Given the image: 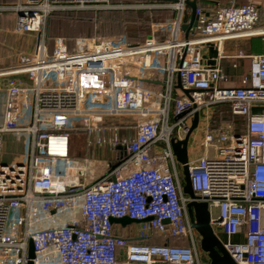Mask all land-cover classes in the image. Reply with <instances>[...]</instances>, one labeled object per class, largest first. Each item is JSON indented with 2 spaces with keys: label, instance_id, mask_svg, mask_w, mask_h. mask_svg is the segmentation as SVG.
<instances>
[{
  "label": "built area",
  "instance_id": "built-area-1",
  "mask_svg": "<svg viewBox=\"0 0 264 264\" xmlns=\"http://www.w3.org/2000/svg\"><path fill=\"white\" fill-rule=\"evenodd\" d=\"M187 1L194 0L163 1L177 11L165 42L155 35L142 45L81 38L71 48L57 38L52 51L46 23L53 13L133 7L112 0H17L0 6V12L16 16V34L37 40L31 55L0 69L6 93L0 119V264H28L31 243L33 264H202L172 140L174 134L175 141L185 139L196 114L224 106L229 124L218 131L207 125L198 143L202 154L189 156L192 189L210 212L218 210V225L228 237L244 235V242L224 245L234 262L264 264V54L240 52L239 58L250 60V71L239 86H228L219 67L203 65L199 50L264 38V23L253 0L242 6L233 0L212 12L197 7V27L186 39ZM154 69L166 75L163 92L139 79ZM176 77L189 96L183 91L175 97ZM104 92L108 106L84 107L88 94ZM116 117L138 122L133 138H121L106 124ZM234 118L243 120L241 131ZM71 131L87 135L89 147H103L115 131L112 142L125 150L122 163L88 183L91 166L72 157ZM10 137L24 145L18 159L7 158ZM123 218L141 222L140 233L133 224L118 230L112 220ZM155 236L189 245L149 243Z\"/></svg>",
  "mask_w": 264,
  "mask_h": 264
},
{
  "label": "crops",
  "instance_id": "crops-1",
  "mask_svg": "<svg viewBox=\"0 0 264 264\" xmlns=\"http://www.w3.org/2000/svg\"><path fill=\"white\" fill-rule=\"evenodd\" d=\"M195 1V0H194ZM233 0H197L198 7L204 8L209 11H215L220 7H227L231 5ZM17 0L13 1L11 4H15ZM249 0H235L236 5L242 6L247 4ZM255 6L259 9L261 14V21L264 23V0H253ZM190 9L188 15L186 17V23L190 22ZM8 16V15H7ZM16 25V16H3L0 15V68L12 67L18 64L19 60L26 55H31L36 47L37 40L36 37H32V35H27L26 42L23 43V46L18 45L16 33L14 32ZM185 37V32H184ZM51 45L50 39H48V48ZM34 48V49H33ZM54 48V44H53ZM202 57V62L204 66L207 67H219L224 75L228 78L226 85L228 86H239L241 83V79L247 75L250 71V60L248 58H239L240 52H243L246 55H255V54H264V38H242L226 41L223 44L222 49H218V45L216 43L205 44L199 47ZM53 49H50L52 51ZM16 63V64H15ZM165 64V61L162 62ZM142 82L146 85L147 88L156 89L163 92L164 83L166 80L165 73L158 71L156 69L145 72L142 76ZM178 79L176 77L174 94L175 97H182L184 95L183 91L178 87ZM3 85L0 84V92L3 91ZM87 99V97H86ZM92 100H96L101 104L98 106L92 107H102L108 106L110 103L109 95L107 93L97 94L95 97L91 98ZM4 109V107H3ZM219 111H215L214 109H206L200 113L198 127L193 131L189 139V156H196L202 154V150L198 147V142L200 141V137L204 134V129L207 125H210L213 130L218 131L220 128H213L212 124H209L210 121H213V115L218 114ZM3 115V110H2ZM171 121L174 122L176 120V109L175 105L171 107ZM125 121L115 122V120L109 121L106 123L107 125H114L116 129H114L121 138L130 137L133 138L136 134V124L134 118H124ZM231 121V120H230ZM114 131V132H115ZM114 132L111 134H107L105 136L108 143H106L103 147H97L92 145L88 146V137L87 135H82L86 138V142L84 144V148L87 152L86 157L81 156L80 152L83 151V147H79L74 150L72 153L73 158L81 163L84 161H88L91 166L90 172V182L97 181L101 179L105 174H108L110 170H113L116 166L122 163V160L125 157V150L123 145L115 146L112 142V137ZM81 136V135H80ZM78 137V136H77ZM84 138V139H85ZM177 138V135H176ZM181 138H185V136H181ZM97 136L93 135L92 140L95 142L97 140ZM184 140V139H183ZM16 154H18L17 158H20L25 152L23 143L17 142ZM20 145V147H19ZM72 151V149H71ZM196 158V157H195ZM179 164V163H178ZM104 165V166H103ZM183 181V180H182ZM185 185V181H183ZM117 229L119 230L120 227ZM219 239L225 245L228 241L233 243H242L245 241L244 235H238L235 237H228L223 231L217 233ZM198 238V237H197ZM160 241V239H158ZM179 243V240H173ZM200 237L198 238V248L200 246ZM187 244V243H184ZM179 245V244H177ZM207 258L208 263L209 259L207 255L203 257ZM202 263V262H201ZM203 264V263H202Z\"/></svg>",
  "mask_w": 264,
  "mask_h": 264
},
{
  "label": "rangeland",
  "instance_id": "rangeland-1",
  "mask_svg": "<svg viewBox=\"0 0 264 264\" xmlns=\"http://www.w3.org/2000/svg\"><path fill=\"white\" fill-rule=\"evenodd\" d=\"M15 0H0V6H9L12 5L11 3ZM113 1V0H112ZM117 2V1H116ZM118 4V3H113ZM126 7H133L128 8L132 9L133 11H145L141 16L132 13H111L107 12L106 14H95V13H82L79 15H57L56 17H52L46 23V36L50 39H57L63 38L68 41H74L81 38H108V39H115V40H124L130 45H142L148 39L149 36L155 35L156 39L160 42H165V40L169 39V35L172 30V24L174 23L175 16L177 11L174 10L169 3L167 2H140V3H131L126 5ZM112 10V9H107ZM117 10H124V9H117ZM152 11V12H151ZM0 15L3 16H11L14 15L11 12H0ZM8 15V16H7ZM189 18L191 17V11L189 14ZM149 19V20H148ZM145 20L149 22V29L147 35L143 36L139 41L135 38H131L127 33H123L124 30H127L131 27H139L142 24H146ZM15 32V29H14ZM26 35L16 34L17 43L20 46H23V43L26 42L27 37ZM32 37H34L32 35ZM51 47L53 49V41H50ZM71 43V42H69ZM135 43V44H133ZM74 43L72 44V46ZM34 49V48H33ZM36 49V47H35ZM34 49V50H35ZM16 64V63H15ZM1 69V68H0ZM3 69V68H2ZM139 79H142L140 77ZM145 87L146 85L142 83ZM87 99L85 100L84 107H92L98 106L101 103L98 101H94L91 99V95L86 96ZM6 103V93L5 91L0 92V119L2 118V110ZM215 111H219L218 114L213 115V121H210L213 128L216 127H226L231 118L230 109L226 106L224 107H214ZM115 122L125 121L126 119L116 117L113 118ZM173 123V122H172ZM236 128H241L240 122L236 123ZM73 136L71 141V154L74 150L78 149L79 147H83L85 144L86 138L82 135L75 134L74 131H71ZM176 135L174 134L173 140H176ZM203 136V135H202ZM85 138V139H84ZM201 140V137H200ZM200 142V141H199ZM198 142V143H199ZM17 141L15 138L10 137L7 143V158H17L18 154H16L17 149ZM20 147V145H19ZM84 148V147H83ZM81 156L86 157L87 152L85 148L82 152H80ZM73 157V156H72ZM196 156H191V159H194ZM104 166V165H103ZM178 168L181 173V178L184 181V174L183 169L178 164ZM88 182V181H87ZM211 216L213 219H217L219 217V212L215 207L211 208ZM122 227V225H119ZM134 232L139 234L142 229V224H133ZM172 244L177 245L179 243L172 241ZM198 253L200 260L203 264H207V258L204 259L203 257L206 255L201 249L200 246L198 248Z\"/></svg>",
  "mask_w": 264,
  "mask_h": 264
},
{
  "label": "water",
  "instance_id": "water-1",
  "mask_svg": "<svg viewBox=\"0 0 264 264\" xmlns=\"http://www.w3.org/2000/svg\"><path fill=\"white\" fill-rule=\"evenodd\" d=\"M142 1H154L163 2L164 0H142ZM187 6L191 10L190 22L183 25L185 37L188 39L191 35L193 28L197 27V0L187 1ZM180 90L189 96L190 91L184 90L181 79L178 77V86ZM200 115L196 114L193 126L190 132L187 134L183 141H172V149L176 156L177 162L183 169L184 174V195L191 199V202L187 205L188 214L190 217L192 228L196 231L198 237H200V249L207 255L210 264H236L229 253L226 251L223 242L217 236V233L221 232L222 229L219 227L220 219L212 221L209 204L206 202H198V198L195 195L189 170V139L193 131L198 127ZM112 222L115 225H129V224H140L141 222L131 220L129 218L113 219ZM168 223V221H166ZM35 258V252L32 243L30 244L29 252V263L33 264L32 260Z\"/></svg>",
  "mask_w": 264,
  "mask_h": 264
},
{
  "label": "trees",
  "instance_id": "trees-1",
  "mask_svg": "<svg viewBox=\"0 0 264 264\" xmlns=\"http://www.w3.org/2000/svg\"><path fill=\"white\" fill-rule=\"evenodd\" d=\"M117 1V2H116ZM113 3H121V4H124V5H129L131 3H140V2H143V3H146V2H154V1H142V0H113L112 1ZM107 12H109V14H113V13H132V14H136L138 16H141L145 11H133L132 9H124V10H99V11H79V12H76V11H73V12H56V13H53L48 20H50L52 17H56L57 15H79V14H82V13H95V14H106ZM152 12V11H151ZM189 18V17H188ZM149 20V19H148ZM148 20H145L144 22H147ZM149 22L146 23V24H142L141 26L139 27H131V28H128L127 30H124L123 33H127V34H130L129 36L131 38H135L137 41H139L143 36L147 35L148 33V29H149ZM50 39V37L48 38ZM54 40L55 39H50V41H53V44H54ZM66 40V39H65ZM67 43L70 45V47L72 48V44L74 43L75 44V41L76 40H72V41H68L66 40ZM71 42V43H69ZM135 44V43H133ZM234 122H235V128H236V123L237 122H240V126L241 128H236L238 131H241V129L243 128V120L241 118H234ZM160 239V241L158 240ZM175 240V239H164V238H161V237H153L149 243L151 244H155V245H160V244H164L166 242H169L170 244H172V241ZM184 243H187V244H184ZM179 245H183V246H188L189 245V241L187 240H179Z\"/></svg>",
  "mask_w": 264,
  "mask_h": 264
}]
</instances>
